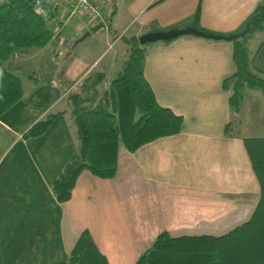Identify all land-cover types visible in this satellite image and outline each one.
<instances>
[{"label":"crops","instance_id":"obj_1","mask_svg":"<svg viewBox=\"0 0 264 264\" xmlns=\"http://www.w3.org/2000/svg\"><path fill=\"white\" fill-rule=\"evenodd\" d=\"M97 1L109 30L91 29L78 14L63 25V41L54 36L15 56L23 94L0 114V264H59L84 229L109 264H133L160 232L219 235L247 220L259 200L243 138H264L262 90H244L232 111L222 87L235 70L232 41L193 34L145 45L144 77L157 101L182 115L181 129L133 151L120 142L113 177L83 169L70 198L56 199L53 182L77 138L66 95L93 71L106 83L120 72L129 52L123 36L187 25L233 33L260 0ZM247 49L251 71L264 77V29ZM50 111L57 114L43 133L24 136Z\"/></svg>","mask_w":264,"mask_h":264},{"label":"trees","instance_id":"obj_2","mask_svg":"<svg viewBox=\"0 0 264 264\" xmlns=\"http://www.w3.org/2000/svg\"><path fill=\"white\" fill-rule=\"evenodd\" d=\"M63 8H66L65 13H62ZM199 9L198 5L196 22ZM49 15L37 14L33 0L0 2V114L23 94L15 56L46 45L78 14L71 13L70 7L61 1ZM51 16L58 18L57 26ZM259 29H264V0L259 1L241 28L233 33H220L234 36L229 40L233 43L235 70L222 80L234 112L240 109L244 87L256 86L264 92V77L251 71L247 49L249 36ZM123 39L128 43L129 52L115 77L106 83L101 71H93L84 78L77 91L66 95L76 122L77 138L74 153L52 185L60 202L70 198L76 178L83 169L98 177H113L120 142L133 151L157 137L177 133L182 127V115L161 105L144 77L147 43L141 44L134 35L123 36ZM56 114V111H50L31 125L24 136L43 133ZM224 133H233L229 123L224 126ZM243 139L260 192L251 216L221 235L173 237L165 231L160 232L133 264H264V138ZM59 264L109 263L89 230L84 229L66 259Z\"/></svg>","mask_w":264,"mask_h":264},{"label":"built area","instance_id":"obj_3","mask_svg":"<svg viewBox=\"0 0 264 264\" xmlns=\"http://www.w3.org/2000/svg\"><path fill=\"white\" fill-rule=\"evenodd\" d=\"M4 1L7 0H0V2ZM61 1H64L70 7L71 13L85 15L90 25L108 30V12L95 0H33L34 11L43 17L50 16L49 12L54 10ZM65 12L66 8H63L62 13ZM51 20L57 26L58 18L55 19V16H51Z\"/></svg>","mask_w":264,"mask_h":264},{"label":"water","instance_id":"obj_4","mask_svg":"<svg viewBox=\"0 0 264 264\" xmlns=\"http://www.w3.org/2000/svg\"><path fill=\"white\" fill-rule=\"evenodd\" d=\"M86 34H88V32L82 35L79 39L84 38ZM182 34H193V35L206 37V38H212V39H221V38L230 39L231 37H234L231 35H223L220 33L208 31V30L196 27V26L187 25L184 27L171 28L168 30L147 31L139 35L138 40L141 44H145L147 42H154L157 40H170Z\"/></svg>","mask_w":264,"mask_h":264},{"label":"rangeland","instance_id":"obj_5","mask_svg":"<svg viewBox=\"0 0 264 264\" xmlns=\"http://www.w3.org/2000/svg\"><path fill=\"white\" fill-rule=\"evenodd\" d=\"M86 17V16H85ZM65 31V32H64ZM66 31H68V28H66V30H63V33H60V32H58L57 34H56V36H59V38L61 39V41H63V39H64V35H66L67 34V32ZM58 48H61V47H58ZM61 50V49H60ZM33 60H35V58H33ZM244 90H247V91H254V90H258L259 91V89H258V87H248V86H246V87H244V89H243V93H244ZM228 93V92H227ZM250 93V92H249ZM260 95L261 96H264V93H263V91H260ZM259 124H261V125H264V110H262V115H261V117H260V122H259ZM237 226V225H236ZM222 234H224V233H222ZM219 235H221V234H219ZM215 236V235H214Z\"/></svg>","mask_w":264,"mask_h":264}]
</instances>
